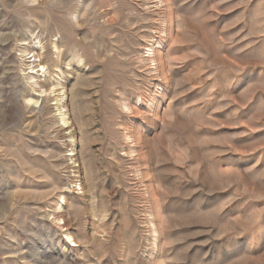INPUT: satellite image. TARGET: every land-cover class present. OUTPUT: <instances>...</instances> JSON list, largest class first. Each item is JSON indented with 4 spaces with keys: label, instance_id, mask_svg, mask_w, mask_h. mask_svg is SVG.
<instances>
[{
    "label": "rangeland",
    "instance_id": "obj_1",
    "mask_svg": "<svg viewBox=\"0 0 264 264\" xmlns=\"http://www.w3.org/2000/svg\"><path fill=\"white\" fill-rule=\"evenodd\" d=\"M0 264H264V0H0Z\"/></svg>",
    "mask_w": 264,
    "mask_h": 264
},
{
    "label": "bare ground",
    "instance_id": "obj_2",
    "mask_svg": "<svg viewBox=\"0 0 264 264\" xmlns=\"http://www.w3.org/2000/svg\"><path fill=\"white\" fill-rule=\"evenodd\" d=\"M41 70H42V72H43V67H41ZM39 77V76H38ZM35 82V81H34ZM36 83V82H35ZM60 117H61V121L63 122V123H65L64 122V119H63V113L62 112H60L59 111V114H58Z\"/></svg>",
    "mask_w": 264,
    "mask_h": 264
}]
</instances>
